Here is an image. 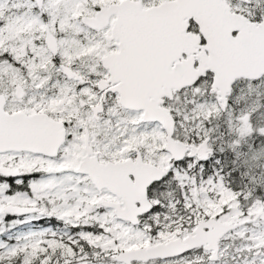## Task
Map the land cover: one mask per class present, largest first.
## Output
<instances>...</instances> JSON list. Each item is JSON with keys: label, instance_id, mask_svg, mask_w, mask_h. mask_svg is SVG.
<instances>
[{"label": "snow or ice", "instance_id": "snow-or-ice-1", "mask_svg": "<svg viewBox=\"0 0 264 264\" xmlns=\"http://www.w3.org/2000/svg\"><path fill=\"white\" fill-rule=\"evenodd\" d=\"M0 264H264V0H0Z\"/></svg>", "mask_w": 264, "mask_h": 264}]
</instances>
